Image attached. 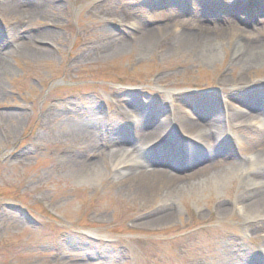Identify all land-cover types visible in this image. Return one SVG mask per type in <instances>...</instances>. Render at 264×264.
<instances>
[{"label":"rangeland","instance_id":"1","mask_svg":"<svg viewBox=\"0 0 264 264\" xmlns=\"http://www.w3.org/2000/svg\"><path fill=\"white\" fill-rule=\"evenodd\" d=\"M199 1L47 0L41 13L29 17L2 11L15 6L29 9L26 1L0 0V45L6 41L2 49L12 51L8 41L20 44L27 37L54 35L35 42L49 49L51 57L36 60L18 50L0 55V264H222L223 234L246 237L241 224L244 216L235 201L250 191L241 181L232 179L224 167L216 174L227 180L223 189L210 185L198 191L191 179L195 171L211 163L243 160L237 146L226 142L209 149L198 144L199 156L191 160L192 154H174L171 160L159 151L146 152L141 160L147 170H164L185 180L171 190L157 189L146 199L120 183L113 169L121 160L118 157L99 161L95 169L71 173L70 160L90 162L98 157L89 148L87 152L82 140L65 137L73 124L69 111L58 117L49 113L70 103L87 117L99 105L108 125L89 146L92 153L104 152L108 157L115 152L116 142L127 135L122 125L113 128L119 106L113 98L116 94V100L141 103L158 101L157 96L167 101L168 92H175L182 109L199 116L200 122L231 97L247 96L263 103L264 65L243 72L232 64L234 52L250 39L264 44V0L229 1L206 13L207 21L191 13ZM121 6L135 9L150 26L168 23L175 33L185 28L220 31L225 26L220 16L228 8H239L228 18L250 35L233 32L199 48L195 56L184 52L165 58L158 46L132 41L135 29L131 25L103 18L107 7L114 11ZM171 10L187 13L168 21ZM110 36H125L128 46L103 58L99 54L104 51L102 42ZM209 52L214 54L213 61L203 59ZM222 79L226 86L220 85ZM255 110L252 113L259 115ZM128 111L136 121L137 113L130 107ZM153 120L147 126L155 125ZM126 121L128 127L133 124ZM165 133L160 131L159 136ZM263 192L264 188L253 191ZM222 202L230 210L225 217L216 210ZM161 212L172 213L171 222L149 223ZM246 241L252 249L247 260L263 261L264 242Z\"/></svg>","mask_w":264,"mask_h":264},{"label":"bare ground","instance_id":"2","mask_svg":"<svg viewBox=\"0 0 264 264\" xmlns=\"http://www.w3.org/2000/svg\"><path fill=\"white\" fill-rule=\"evenodd\" d=\"M23 1L31 5V9L24 10L18 6L6 7L3 8V13L9 16L28 15L33 17L41 13L45 8L44 6L49 3H46L47 0ZM229 1L231 2L232 0H200V5L196 6L191 13L193 16L204 18L203 20L207 21L204 16L206 13L218 10L223 5L226 6ZM110 7L103 10V18H111L117 20L120 24L131 25L135 29V34L130 36H133L131 38L133 39L132 41L151 43L158 46L161 48V56L165 58L184 52L195 56L199 48L215 41L226 39L233 32L240 33L244 37L250 35L246 29L234 26L233 21L228 18V15H235L239 8L230 9L225 7L229 11H226L227 15L223 14L220 16L221 21L225 23V26H222L220 31L206 28L202 32H196L185 28L179 33H175L173 32V27L168 23L161 27L143 23L141 16L138 15L139 13L135 9L121 6L113 11ZM186 13L185 11L171 10L166 17L168 21H173L183 17ZM253 31L255 30L253 29ZM53 37L54 35L40 38L27 37L24 40L25 42L20 44H17V40L10 42L8 41L10 38H8L7 43H11L12 51L2 49L6 48L5 41L0 45V55H8L18 50L25 54H30L36 60L51 57L52 52L49 49L39 47L35 42L48 41ZM110 37L102 42L103 47L101 50L104 51L99 54L103 58L117 55L128 46L127 42H124L125 36ZM263 47L262 41L257 38L250 39L248 45L234 52L232 65L240 66L243 72H249L255 66L264 65ZM4 50L7 52L2 53L1 51ZM202 56L206 61L214 60L213 52L205 53ZM2 61L3 59L0 58V72L2 70ZM157 80L164 84V80L161 78L158 77ZM262 84L264 85V80H262L260 85ZM220 85L226 86V80L222 79ZM177 96L178 94L175 92H168L167 101L163 97L157 96L158 101L147 99L140 103L130 99L125 101L116 100V94L113 98L119 106H116L114 112L116 121L113 128H118L116 124L122 125L127 130V135L123 137L122 141L116 142L119 144L115 145L117 146L115 152H109L108 157H105L104 152L92 153L93 148L89 146V144H93L91 141L99 135L98 133L100 131L102 133L104 126L108 125L105 117L101 118V107L99 105H96L94 111H90L87 117L79 114L70 103L65 108H53V110L49 111L50 114L53 113L51 116L56 115L58 117L64 111H69V114H71L72 128L69 126L70 130L64 134L65 137L71 141L82 140L87 146V152L90 149V153L98 157L95 160L92 157L93 160L90 162H82L76 159L74 161L70 160L67 168L73 174L82 173L95 169L99 161L108 162L109 159L118 157L121 160L113 165V169L120 183L140 194H144L145 198L149 199L153 191L157 189L171 190L182 185L185 180L164 170H147L146 162L141 159L148 152L159 151L162 156L165 154L171 160L176 158L174 154H192V157L189 158L191 160L199 156L201 150L200 148L198 149V144L209 149L224 145L226 142L237 146L244 153L245 158L243 160L239 158L238 161L235 160L234 162L211 163L209 166L195 171L191 175V179L197 182L198 191H203L210 185H213L216 190L223 189L226 187L227 180L216 174H218V169L224 167L229 171L230 175L232 174V179L240 180L245 190L250 191L247 195L239 196L235 201L239 212L244 216V221L241 224L246 237L224 233V242L221 247L222 259L220 262L222 264H256V262L247 260L248 256L252 254V249L249 246L250 242L246 241V239L254 242L260 240L264 242V192L260 194L253 193L254 190L264 188V102L261 103L259 100L251 101L247 96L231 97L229 100L221 102V107L223 108L214 110L206 120L203 116L204 121L200 122L199 116L182 109L181 103L177 102L178 98L175 100ZM128 107L137 113L136 121L129 113ZM250 108L256 109L255 111L259 115L253 114ZM151 119H154L153 121L156 124L147 126L146 122ZM126 120L133 124L128 127ZM160 131H165L166 135L159 136ZM128 144L129 146L127 147L126 145ZM252 155H255V157H252ZM216 210L221 217L230 214V210L224 202L218 203ZM172 218V213L161 212V214L151 219L149 223L167 224L171 222ZM257 264H264V258L263 261Z\"/></svg>","mask_w":264,"mask_h":264}]
</instances>
